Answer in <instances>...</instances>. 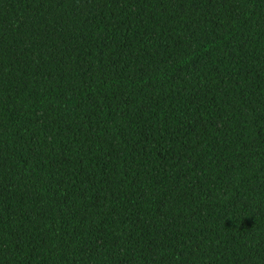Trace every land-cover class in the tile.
<instances>
[{
    "label": "trees",
    "instance_id": "1",
    "mask_svg": "<svg viewBox=\"0 0 264 264\" xmlns=\"http://www.w3.org/2000/svg\"><path fill=\"white\" fill-rule=\"evenodd\" d=\"M0 264H264V0H0Z\"/></svg>",
    "mask_w": 264,
    "mask_h": 264
}]
</instances>
